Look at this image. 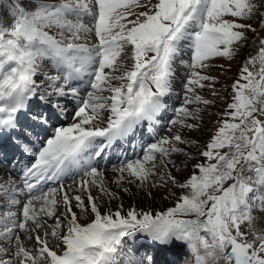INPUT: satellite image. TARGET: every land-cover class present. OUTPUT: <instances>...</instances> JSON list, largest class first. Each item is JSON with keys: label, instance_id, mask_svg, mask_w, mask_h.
I'll return each instance as SVG.
<instances>
[{"label": "snow or ice", "instance_id": "obj_1", "mask_svg": "<svg viewBox=\"0 0 264 264\" xmlns=\"http://www.w3.org/2000/svg\"><path fill=\"white\" fill-rule=\"evenodd\" d=\"M33 3L0 21V264H264V0Z\"/></svg>", "mask_w": 264, "mask_h": 264}, {"label": "rangeland", "instance_id": "obj_2", "mask_svg": "<svg viewBox=\"0 0 264 264\" xmlns=\"http://www.w3.org/2000/svg\"><path fill=\"white\" fill-rule=\"evenodd\" d=\"M28 7L26 9H31L34 6L33 0H30L28 2ZM14 19V18H13ZM13 19H11L9 22H7L5 25H10L13 22ZM245 53H246V49H244L240 55H238L233 61H231V68L227 71V74H223L222 70L218 67V65L220 63H224L223 61L217 60L216 67H213L212 72L219 75L221 82L223 84H231L233 82V80L235 78H238V72L239 69L242 66V63L245 59ZM225 67H227V64H225ZM216 88L218 90L221 91V95L227 97V92L224 91L221 87V84H217ZM230 91V89H229ZM223 104H220L218 101L217 107L213 109V111H219L223 108ZM212 119H215V117H213ZM209 135L208 132H201V133H196L194 134L195 138L200 139L201 141H203L205 138H207V136ZM178 159H182V158H178ZM191 173V165L189 164V167L187 169H182L179 174H177V172L175 170H173V174L174 175H178L179 179H183L186 178L187 176H189ZM17 177V179L19 178L17 175H15V178ZM136 189H133V192H135ZM167 191V189H160V190H154V196L152 198H148L146 196H144L143 193H139L137 194V196L135 197V199H133V197L131 195L128 194H122L123 196L127 197L130 200L131 204H134L137 207H145V206H150L153 209H165L167 207H170L173 205V201L175 198H164V194ZM173 191H175L177 193V195L180 194V190L179 189H173ZM156 194L160 195V198L156 199ZM188 254V253H187ZM179 264L180 261H179Z\"/></svg>", "mask_w": 264, "mask_h": 264}, {"label": "trees", "instance_id": "obj_3", "mask_svg": "<svg viewBox=\"0 0 264 264\" xmlns=\"http://www.w3.org/2000/svg\"><path fill=\"white\" fill-rule=\"evenodd\" d=\"M30 0H19V2L25 7H28V2ZM14 3V0H0V21H2L4 24L9 22L13 17L10 15L9 12V6H11ZM255 26V25H254ZM251 36V34H249ZM246 52L248 51L247 48Z\"/></svg>", "mask_w": 264, "mask_h": 264}, {"label": "bare ground", "instance_id": "obj_4", "mask_svg": "<svg viewBox=\"0 0 264 264\" xmlns=\"http://www.w3.org/2000/svg\"><path fill=\"white\" fill-rule=\"evenodd\" d=\"M129 149H130V147H125V151L128 150L129 158H134L133 152H129ZM138 151H139V149H138ZM113 159H115V158L113 157ZM6 178H7L6 169H4L3 167H0V183H2L3 180L6 179ZM155 197H156V199H158V198H160V195L156 194ZM123 203H124L125 207H128L129 205H131L130 200L127 197H125V196H123ZM156 210L159 211V209H156ZM184 264H188V263H184Z\"/></svg>", "mask_w": 264, "mask_h": 264}]
</instances>
